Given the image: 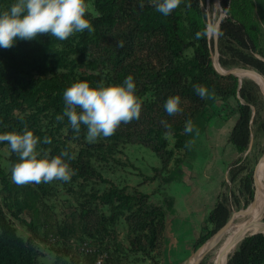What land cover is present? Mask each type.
Returning <instances> with one entry per match:
<instances>
[{"label":"rangeland","instance_id":"1","mask_svg":"<svg viewBox=\"0 0 264 264\" xmlns=\"http://www.w3.org/2000/svg\"><path fill=\"white\" fill-rule=\"evenodd\" d=\"M222 1H227V8ZM220 2L218 5L217 0H201L200 14L184 9V35L193 39V23L215 30L221 16L226 14L247 23L260 50L255 55L264 61V0ZM133 15L134 18L124 16L113 29L102 30L100 41L89 45L83 56L74 55L77 61L72 71L77 79H92L95 87L123 85L131 75L136 86L134 95L141 103L139 119L121 123L111 137H99L97 142L89 143L86 126L77 134L71 131L70 124L62 123L64 119L57 121L52 112L36 114L27 129L39 138L37 152L40 156L47 152L53 157L67 150L75 156L74 160L64 158L74 175L69 182L27 184L31 191H19L12 196H9L13 183L11 169L19 157L7 142H0L1 208L17 236L31 247L33 264H93L90 255L96 256L94 264H99L98 260H102L100 264H174L171 261L177 258L175 253L180 248L183 261L179 264H191V258L205 246L208 250L200 264H217L213 260L216 250L232 233V224L245 221L246 210L257 198L258 186L254 182L253 199L250 182L253 177L255 181L264 157V92L259 84L248 77L241 83L239 77L222 75L217 70V74H203L195 80L179 78L176 84L170 80L154 83L157 73L169 67V40L162 30L142 33L140 16ZM95 16L94 4L89 2L85 18ZM128 33L134 36L133 50L120 56L118 42L124 45ZM206 38L214 65L215 36ZM23 42L27 44V52L30 47L37 49L27 55L45 53V49L30 43L32 40ZM193 56V50L188 49L185 57ZM49 61L47 68L51 70ZM222 66L258 71L243 64ZM248 82L249 88L256 84L260 91L255 104H251L255 121L251 122L250 143L242 150L231 141V135L241 107L248 104L242 94ZM194 84L206 87L214 98L201 99L192 94L189 89ZM174 89L177 91L171 94ZM170 96L180 97L181 111L174 115L164 108ZM29 114L32 110L25 105L14 112H0L4 133L12 132L14 123ZM189 119L198 135L195 130L191 134L183 131L186 137L183 148L176 147L173 134L165 136L167 151L173 154H164L162 158L153 149L154 129H168L174 123L185 129ZM45 137L51 139L50 144L44 143ZM188 141L194 143L186 147ZM80 172L86 176H79ZM112 186L125 189L130 197L106 203L103 196ZM220 201L229 207L231 215L225 226L215 231L211 216ZM153 224L157 226L155 236ZM222 229V236L217 235ZM0 231L4 229L0 227ZM192 241L196 243L189 248L187 244Z\"/></svg>","mask_w":264,"mask_h":264},{"label":"trees","instance_id":"2","mask_svg":"<svg viewBox=\"0 0 264 264\" xmlns=\"http://www.w3.org/2000/svg\"><path fill=\"white\" fill-rule=\"evenodd\" d=\"M15 2L16 0H0V14L10 10ZM85 2L87 5L89 2H93L97 12V16L87 18L94 31L85 30L82 33H75L64 41L57 40L50 35L38 36L30 42L45 49V53H40L38 56L27 55L28 52L37 49L30 47L27 52L25 50L27 44L23 42L26 40L19 42L17 39L13 47L9 49L0 48V112H14L16 108L22 109L24 105L32 110V114L14 123V127L11 128L12 132H17V130L22 132L25 126L29 124L30 119L38 113L52 112L55 116H62L65 108L63 92L73 83L88 82L91 87L95 88L92 79H77L75 77L72 70L77 59L73 56L76 54L83 56L89 45L100 41L102 30L117 27L124 16H133L134 18L133 13L140 16L139 23L142 24L140 27L142 33L162 30L169 40V67L165 71L161 70L157 73L154 83L160 84L170 80L176 84L179 78L192 77L195 80V77H201L203 74H217L210 59L207 38H196L197 32L206 31V27L200 26V23H193V39L184 35L182 12L184 9H190L200 14L202 11L201 0H182L179 7L167 16L157 12L149 0H85ZM141 2L144 4L143 8L140 7ZM222 4L227 8V1H222ZM133 47L134 36L132 33H128L125 44L120 48L119 55L131 54ZM219 47L223 65L243 64L246 67L257 69L264 75V61L255 55L260 50L255 39L249 33L245 21L237 20L232 16L225 17L219 29ZM188 49L193 50V58L185 57ZM19 55L23 56L20 57ZM48 60H50L49 64L52 65V67L49 65L51 70L47 68ZM58 69L66 70V72L58 73ZM48 70L51 72L50 75ZM249 84L251 83H246L242 88V94L248 104L241 107L240 117L231 135V141L242 150L246 149L250 143L251 122L255 121V117H252L251 104H255L260 91L256 84H253L252 89L249 88ZM194 85L190 86L189 91L197 96ZM175 91L177 90L171 91V94H175ZM62 123L70 124L67 117H64ZM2 124L0 119V134H4ZM83 126L82 124L81 128ZM170 126L171 132L176 138V147H185L184 126L180 123H174ZM167 130L158 128L153 131L155 138L153 149L162 158L164 154L167 156L173 154L172 151H167L168 141L164 134ZM71 131L73 132L72 127ZM1 173L2 168L0 166ZM79 176H86V173L80 172ZM248 181H251L250 176ZM254 182L253 177L252 182H250L253 199L255 196ZM25 190L29 192L31 187L12 183L9 196ZM129 197L130 195L125 193V189H119L115 186H112L110 191L103 196L106 203L113 202L115 199L124 201ZM230 215L229 207L220 201L211 216V221L216 225L215 231L225 226ZM0 227L4 229L3 232L0 231V264H33L31 247L29 248V245L17 236L16 230L7 219L1 204ZM152 231L155 236L157 233L155 224L152 225ZM89 259L94 264L96 256L90 255ZM228 264H264V233H259L244 241L238 250L231 255Z\"/></svg>","mask_w":264,"mask_h":264},{"label":"clouds","instance_id":"3","mask_svg":"<svg viewBox=\"0 0 264 264\" xmlns=\"http://www.w3.org/2000/svg\"><path fill=\"white\" fill-rule=\"evenodd\" d=\"M155 10L165 16L179 7L182 0H149ZM143 8V2L140 3ZM87 4L85 0H16L10 10L0 14V48L13 47L16 40L31 41L41 35H50L64 41L75 33L85 30L94 31L91 23L85 18ZM219 33L213 29L197 32L196 38L216 36ZM123 47V42H118ZM59 71V70H58ZM135 83L131 75L123 81V85L99 86L93 88L88 82L73 83L63 92L65 108L63 115H57L56 120L67 117L73 131L79 134L81 125L87 128L86 139L89 143L97 142L99 137L108 138L114 135L121 123H129L139 119L141 103L134 95ZM194 90L201 99H212L214 93L202 85H194ZM180 97H169L164 105L169 115L181 111ZM77 109L80 111L78 112ZM191 119L186 121L185 133L194 131ZM198 135V130H195ZM172 135L171 126L164 133ZM0 142H7L10 149L19 157L11 169L12 182L19 185L51 183L54 180L69 182L74 171L64 158L75 159L64 150L60 155L49 157L37 152L39 138L25 126L23 133L6 132L0 134ZM44 143H51L45 137ZM194 141H188L186 147Z\"/></svg>","mask_w":264,"mask_h":264},{"label":"bare ground","instance_id":"4","mask_svg":"<svg viewBox=\"0 0 264 264\" xmlns=\"http://www.w3.org/2000/svg\"><path fill=\"white\" fill-rule=\"evenodd\" d=\"M215 63L220 71L226 70L223 66H219L217 58L215 59ZM234 71L242 79L248 77L255 80L264 92V75L250 68H236L234 69ZM255 182L259 190L257 192V198L254 203L246 210L245 215L247 218L245 219V221L234 225L232 224V233L225 240L220 249L216 250L217 252L213 260L217 264H228L230 254L238 246H240V243L245 238L257 232H264V157L262 158L260 165L258 166L257 173L255 174ZM215 244L216 243H214V245ZM214 245L211 244L210 246L209 244V246L212 248L214 247ZM207 250L208 247L205 246L198 254L193 256L191 258V264H199L204 257V252H206Z\"/></svg>","mask_w":264,"mask_h":264},{"label":"water","instance_id":"5","mask_svg":"<svg viewBox=\"0 0 264 264\" xmlns=\"http://www.w3.org/2000/svg\"><path fill=\"white\" fill-rule=\"evenodd\" d=\"M217 4L218 5H221V2L220 0H217ZM226 17V14L222 15L221 18L219 19L218 23H217V27L215 28V31L219 33V29H220V25L222 23V20ZM215 43H216V53L214 55V57L216 56V58L218 59V63H219V66L221 67L222 66V63H221V59H220V52H219V34L215 36ZM213 62H214V66L216 68V70L221 73L222 75H229V74H233L235 76H238V74L234 71V68L232 69H226L225 71H220L217 67V65L215 64V61L213 59ZM239 77V76H238ZM240 78V77H239ZM242 78H240V82L242 83ZM226 228V227H225ZM224 228V229H225ZM224 229H222L217 235H221L224 233ZM223 232V233H222ZM259 233H264V232H257V233H254L252 235H250L247 239H245L244 241L248 240L249 238H252L256 235H258ZM222 236V235H221ZM242 241L240 243V245L244 242ZM200 264V263H199Z\"/></svg>","mask_w":264,"mask_h":264},{"label":"crops","instance_id":"6","mask_svg":"<svg viewBox=\"0 0 264 264\" xmlns=\"http://www.w3.org/2000/svg\"><path fill=\"white\" fill-rule=\"evenodd\" d=\"M195 243H196V241H192V242L188 243L187 246H189V248L190 247H193ZM178 245L181 247L180 244H178ZM172 248H171V250H172ZM189 248H188V250H189ZM175 255H176L177 258L176 259H173L171 262L174 263V264L175 263L176 264L181 263L183 261V252L181 251V248L176 251Z\"/></svg>","mask_w":264,"mask_h":264},{"label":"built area","instance_id":"7","mask_svg":"<svg viewBox=\"0 0 264 264\" xmlns=\"http://www.w3.org/2000/svg\"><path fill=\"white\" fill-rule=\"evenodd\" d=\"M102 262V260H98V263L100 264Z\"/></svg>","mask_w":264,"mask_h":264}]
</instances>
